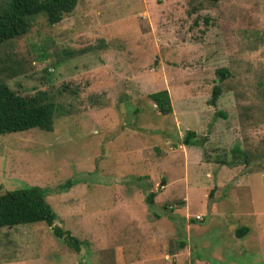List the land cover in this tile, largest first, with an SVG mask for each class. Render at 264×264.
<instances>
[{
  "label": "rangeland",
  "instance_id": "374dc122",
  "mask_svg": "<svg viewBox=\"0 0 264 264\" xmlns=\"http://www.w3.org/2000/svg\"><path fill=\"white\" fill-rule=\"evenodd\" d=\"M55 3L0 44V80L55 103L50 131L0 134V193L50 189L78 249L0 227V264H264V0Z\"/></svg>",
  "mask_w": 264,
  "mask_h": 264
},
{
  "label": "trees",
  "instance_id": "16d2710c",
  "mask_svg": "<svg viewBox=\"0 0 264 264\" xmlns=\"http://www.w3.org/2000/svg\"><path fill=\"white\" fill-rule=\"evenodd\" d=\"M47 1V2H46ZM64 0H11L9 9L0 10V44L26 33L29 30L31 19L43 9L44 4L57 3ZM215 2L217 0H209ZM54 4L59 6L58 4ZM48 9V8H47ZM55 9H57L55 7ZM55 11V10H54ZM216 72L220 80L225 78L226 69L218 68ZM221 93L220 86L214 84L211 88L209 104H214ZM148 98L160 114L171 111L169 97L165 89L150 92ZM55 103L52 101H36L35 97H22L0 80V134L23 131L30 128L50 131L52 129ZM219 115H222L218 112ZM193 131H187L182 138V144L193 145ZM236 154H241L237 149ZM74 181L67 178L57 186V190L69 188ZM50 189L37 185H26L20 188L5 190L0 193V227H11L18 224L43 222L50 226L52 234L65 241L72 249H78L79 241L54 224L55 213L45 201V195ZM154 192L145 194L144 200L148 206L153 204ZM247 232V227L240 226L235 230L236 237H242ZM184 245V240L178 242V247Z\"/></svg>",
  "mask_w": 264,
  "mask_h": 264
},
{
  "label": "built area",
  "instance_id": "2783aa9c",
  "mask_svg": "<svg viewBox=\"0 0 264 264\" xmlns=\"http://www.w3.org/2000/svg\"><path fill=\"white\" fill-rule=\"evenodd\" d=\"M195 219H200V216H199V215H196V216H195Z\"/></svg>",
  "mask_w": 264,
  "mask_h": 264
},
{
  "label": "crops",
  "instance_id": "0c3cea01",
  "mask_svg": "<svg viewBox=\"0 0 264 264\" xmlns=\"http://www.w3.org/2000/svg\"><path fill=\"white\" fill-rule=\"evenodd\" d=\"M246 227V226H245ZM247 230H248V227H247Z\"/></svg>",
  "mask_w": 264,
  "mask_h": 264
},
{
  "label": "water",
  "instance_id": "95a60500",
  "mask_svg": "<svg viewBox=\"0 0 264 264\" xmlns=\"http://www.w3.org/2000/svg\"><path fill=\"white\" fill-rule=\"evenodd\" d=\"M163 183V182H162Z\"/></svg>",
  "mask_w": 264,
  "mask_h": 264
}]
</instances>
